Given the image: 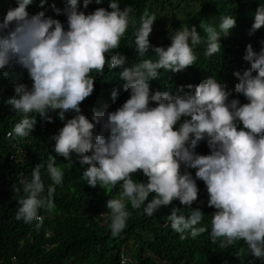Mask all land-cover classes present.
<instances>
[{"label": "clouds", "instance_id": "9594fccd", "mask_svg": "<svg viewBox=\"0 0 264 264\" xmlns=\"http://www.w3.org/2000/svg\"><path fill=\"white\" fill-rule=\"evenodd\" d=\"M92 2L83 0V9ZM34 3L15 0L17 6L9 8L0 22V76L15 84V95L6 103L20 117L6 137L19 142L34 131L37 116L52 123L50 113H56L65 123L52 137L55 155L71 166L75 154L81 167L87 166L83 179L93 188L111 191L119 186L118 197L106 202L113 237L127 227L129 203L132 209L143 206L148 217L166 206L168 215L176 200L191 208L198 199L197 184H201L207 189L208 207L215 209L210 232L200 226L204 220L201 210L185 216L175 207L168 215L171 229L181 240L208 232L211 242H219L221 249L238 242L250 259L264 262V40L258 52L247 45L243 59L250 66L243 73L232 74L239 80L234 92L243 95L247 103L229 99L233 91L215 77L187 85L189 92L182 86L177 94H171L167 91L172 87L170 72L193 68L197 62L194 49L202 39L196 26L175 31L168 38V47H154L149 37L156 16L147 9L137 27L131 8L122 10L119 0H110L108 9L100 7L91 13L81 10L80 0H67L63 10L51 5L57 15L43 9L48 0H39L42 9L30 15L27 9ZM190 5L183 3L189 10ZM180 15L188 18L190 11L184 9ZM64 17L67 29L61 22ZM130 24L135 28V51L142 59L125 67L127 54L115 50L121 47ZM235 25L233 15L221 16L218 26L201 23L206 57L221 52V37ZM262 27L264 4L256 9L250 34ZM15 66L27 71L30 88L16 82L15 73L9 71ZM105 68H121L119 83H124V87L117 83L108 90L111 93L102 91L107 92L110 102L113 100L110 112L100 111L102 104L92 103L90 97L96 95L92 74L103 76ZM160 70L167 75L160 78ZM151 83H158L156 92ZM123 88L130 98L113 111ZM88 100L91 107L84 110L82 105ZM42 167L38 165L30 176L21 174L13 186L20 196L16 220L34 225L37 231L44 223L41 210L54 208L55 188L64 180L55 157L49 156L46 174L52 184L46 191ZM138 171L146 182L133 179L132 174ZM122 256L131 264L126 254L121 255V264Z\"/></svg>", "mask_w": 264, "mask_h": 264}, {"label": "trees", "instance_id": "16d2710c", "mask_svg": "<svg viewBox=\"0 0 264 264\" xmlns=\"http://www.w3.org/2000/svg\"><path fill=\"white\" fill-rule=\"evenodd\" d=\"M109 2L110 0H102L97 4L93 0L86 10L83 9V0H80V5L81 10L91 13L100 7L108 9ZM183 3L192 4L190 10L183 7ZM194 3L198 4V7L193 5ZM12 4L11 8L17 6L15 0ZM52 4L63 10L67 0H48L43 7L47 13L57 15L51 8ZM260 4H264V0H119L122 10L125 7L131 8L130 15L136 20L137 27L145 9L156 16L154 30L149 37L154 47L166 48L170 45L171 39L161 37V34L171 36L175 31L183 27L191 28L193 25L197 27L198 32L201 31V43L194 49L197 55L195 66L179 73L170 72L172 87L187 88L189 84L198 85L202 82L200 79L205 77H215L225 84L228 90L233 91L229 99H239L241 104L247 103V100L243 95L234 92L239 80L233 78L232 74L237 71L243 73L250 66L243 59L247 45L251 44L258 52L260 41L264 40V27L250 34L254 14ZM7 5L0 2V22L7 12L1 15V11L9 8ZM38 5L39 0H35V3L28 7L30 15L42 9ZM169 7L173 10L186 9L190 11V17L168 20L166 14ZM225 15H233L236 25L227 36L221 37V52L213 57H206L205 33L200 25L204 23L218 26L221 16ZM61 22L67 29V18H62ZM134 31L135 28L130 24L121 40V46L123 53L134 54L139 58L135 51ZM152 58L155 59L154 56ZM9 71L15 73L16 82L31 87L25 69L15 66ZM121 72V68H113L111 71L107 70L103 76L92 74L96 79V95L92 98V103L102 104L100 111L110 112L111 108L102 100L108 99V90L119 83ZM14 87L12 79L0 76V264H121L120 257L123 254L130 257L131 264H250L253 261L254 264H264L258 259H250L245 251L241 252L242 246L238 242L231 248L221 249L219 242H211L208 232L195 239L189 237L181 240L179 234L171 229L168 215L175 207L185 216L192 210H201L204 220L200 226L208 228L210 232L211 216L215 209L208 207L207 189L201 184H197L198 199L191 208L176 200L168 215L164 212L166 206H162L152 217H148L143 213V206L141 209H132L129 203L127 210L130 217L127 227L119 236L113 237L109 228V210L106 208V202L118 197L119 186L111 191L99 186L93 188L83 179V171L87 166L81 167L75 154L71 166L65 158L55 155V141L52 137L64 126L59 123L60 119L56 113H50L54 119L52 123L42 121L37 116L34 131L19 142L6 137V133L20 120L12 106L6 103L15 95ZM109 103L111 106L113 100ZM90 107L89 100L82 105L84 110ZM15 147L25 153H18ZM49 156L55 157L57 166L64 172V180L62 186L55 188L54 208L50 212L41 210L44 223L37 231L34 225L16 220L20 196L13 191V186L18 184L21 174L30 176L34 168L43 164L41 176L47 191L48 186L52 184L46 174ZM12 157L14 158L11 159ZM132 175L137 182L147 180L142 172L138 171Z\"/></svg>", "mask_w": 264, "mask_h": 264}, {"label": "water", "instance_id": "95a60500", "mask_svg": "<svg viewBox=\"0 0 264 264\" xmlns=\"http://www.w3.org/2000/svg\"><path fill=\"white\" fill-rule=\"evenodd\" d=\"M13 1L14 0H3V1H1L0 0V2L1 3H6V4H8L7 6L9 7V8H11L12 6H10V5H13L12 3H13ZM9 8H6V9H4V10H2L1 11V13H5L6 11H8V9ZM181 12H183V10H181V9H179V10H173V11H170V12H168L167 14H166V17L168 18V20H170V19H180V18H182L181 17V15H180V13ZM62 13H63V11H62ZM161 27H163V24H161ZM161 37H165V38H170V35L169 36H166L165 34H161ZM115 51H119L122 55H124V53H123V49H122V46L119 48V49H117V50H115ZM137 55V54H136ZM125 56V55H124ZM128 56V57H127ZM127 64L125 65V67H129V66H131L132 64H134L135 62H140V60L142 59V58H137L134 54L132 55V54H127ZM145 58H152V56H146ZM107 68H105V72H107ZM161 72H162V75H161V77L160 78H162V77H165L166 75H167V72H164V70H160ZM104 72V73H105ZM207 78V77H206ZM152 82V81H151ZM31 83L32 82H30V86H31ZM120 87H124V83L121 81L120 83ZM151 86L152 87H154V88H157V89H155V90H152L153 92H156L157 90H158V87H159V85H158V83H151ZM179 88H181V87H169L168 88V90L167 91H169L171 94H177V90L179 89ZM184 91L185 92H189L190 90H188L187 88H184ZM181 94H183V93H181ZM90 97H94L93 95H90ZM130 98V93L128 92V91H126L124 88L122 89V91L120 92V94L118 93V95H117V97H116V101H115V104H114V106H113V111H115L116 110V106H118V108L119 107H121L122 105H123V103L124 102H126V100L127 99H129ZM87 100V99H86ZM102 102L104 103V102H106V104H107V107H109V108H111V106L109 105L110 103V101L108 100V99H105V100H102ZM117 102V103H116ZM112 109V108H111ZM59 123H62V124H64L65 122L64 121H61V120H59ZM240 127H242V125L240 126ZM201 155V154H200ZM196 171V170H195ZM203 181H201V180H197V183H202ZM152 195H154V194H152ZM152 197L150 196L149 197V200L151 199Z\"/></svg>", "mask_w": 264, "mask_h": 264}, {"label": "built area", "instance_id": "2783aa9c", "mask_svg": "<svg viewBox=\"0 0 264 264\" xmlns=\"http://www.w3.org/2000/svg\"><path fill=\"white\" fill-rule=\"evenodd\" d=\"M122 263L127 264V259L124 256H122Z\"/></svg>", "mask_w": 264, "mask_h": 264}, {"label": "rangeland", "instance_id": "374dc122", "mask_svg": "<svg viewBox=\"0 0 264 264\" xmlns=\"http://www.w3.org/2000/svg\"><path fill=\"white\" fill-rule=\"evenodd\" d=\"M173 11V9L169 8L167 12Z\"/></svg>", "mask_w": 264, "mask_h": 264}]
</instances>
